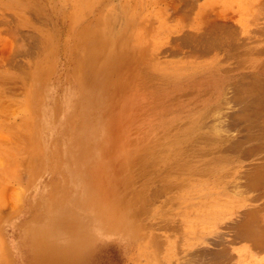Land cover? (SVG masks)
<instances>
[{"label": "rangeland", "instance_id": "obj_1", "mask_svg": "<svg viewBox=\"0 0 264 264\" xmlns=\"http://www.w3.org/2000/svg\"><path fill=\"white\" fill-rule=\"evenodd\" d=\"M0 264H264V0H0Z\"/></svg>", "mask_w": 264, "mask_h": 264}]
</instances>
